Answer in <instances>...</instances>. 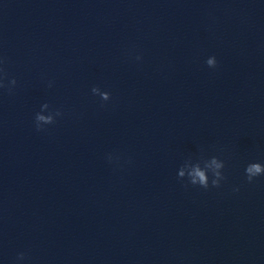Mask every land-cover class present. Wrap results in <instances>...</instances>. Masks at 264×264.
Masks as SVG:
<instances>
[{"label":"clouds","instance_id":"obj_1","mask_svg":"<svg viewBox=\"0 0 264 264\" xmlns=\"http://www.w3.org/2000/svg\"><path fill=\"white\" fill-rule=\"evenodd\" d=\"M140 59V57H137ZM2 63V61H0ZM206 64L209 68H215L217 66V60L215 56H210L206 60ZM3 72V69L0 68V73ZM4 78H6V74L4 77H0V88L7 87L9 92L12 91V88L16 85L17 81L15 78L11 79L9 83L6 85L4 83ZM92 93L100 96L103 101H108L110 99V93L107 91H101L99 87H93L91 89ZM49 109V105L44 103L41 105V111L37 112L35 115V127L37 131L43 130L44 125H51L55 123L56 117L61 116L62 113L59 110L55 112H49L45 115V111ZM111 159V157H109ZM225 164L224 161L219 159L216 156H211L210 158L201 157L195 163H192L191 160H186L184 164L178 170V178L183 179L187 176L188 182L193 186H200L204 189L209 187V173H211V186L219 187L221 181L225 179V176L222 173V169H224ZM246 179L249 183H251L256 177L264 175V164L259 162L249 163L245 168ZM19 260L24 259V254L20 253L18 255Z\"/></svg>","mask_w":264,"mask_h":264}]
</instances>
